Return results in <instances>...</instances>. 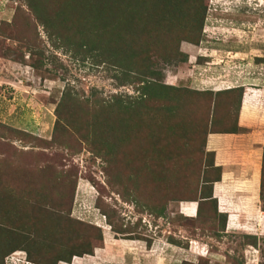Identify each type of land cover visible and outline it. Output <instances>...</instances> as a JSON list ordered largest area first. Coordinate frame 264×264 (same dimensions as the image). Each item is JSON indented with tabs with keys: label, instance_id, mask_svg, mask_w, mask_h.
I'll use <instances>...</instances> for the list:
<instances>
[{
	"label": "rangeland",
	"instance_id": "374dc122",
	"mask_svg": "<svg viewBox=\"0 0 264 264\" xmlns=\"http://www.w3.org/2000/svg\"><path fill=\"white\" fill-rule=\"evenodd\" d=\"M117 2L138 10L126 31L138 63L171 87L160 108L157 93L141 94L145 77L122 82L97 44L60 42L63 18L77 17H63L65 0H0V264H264L262 229L223 233L216 216L179 213L210 158L205 134L235 127L238 92L215 90L244 85L243 101L264 87V68L234 53L264 59V2ZM211 63L226 65L207 74ZM118 98L139 109L114 112ZM86 244L91 254H77Z\"/></svg>",
	"mask_w": 264,
	"mask_h": 264
},
{
	"label": "trees",
	"instance_id": "16d2710c",
	"mask_svg": "<svg viewBox=\"0 0 264 264\" xmlns=\"http://www.w3.org/2000/svg\"><path fill=\"white\" fill-rule=\"evenodd\" d=\"M74 3H75L76 12L71 11L72 9L71 7ZM66 4L69 5L67 9H63V11L65 12L64 13L65 15H63V17H65L68 14H74L77 17L74 18L71 15V17H73V19L71 18V20L69 17L63 18V22L67 23V26L65 27L66 29L63 30V28L61 27V31H59V33L55 35L60 38V42L62 44L64 43V45L73 46L74 48L77 47L79 49L86 46L87 48L85 52H90L91 51L89 50L90 47H93L97 44V47L99 49L101 48L100 53H102V57L106 58V60L109 59L113 63V65L116 64L121 74L123 76L125 75L122 82L124 81L132 82V83L143 82L144 80L143 78L145 77V80L147 81L146 85L142 84L141 87H139V89H141V94L147 95L149 90L157 93L158 97L160 98L159 99L155 95L156 100L157 101L159 100L158 108L162 107L163 103H162L161 94L163 95L164 98V95L167 93V90H171V87L157 83L158 82L157 79L159 78L160 75L159 71H154L153 69H143L142 63L141 64L138 63L139 56H138L137 48L134 47L135 41H132L130 37L128 38L126 35V31L132 32V30L130 29L133 27L132 23L135 24L139 22L138 19L133 20V17L138 12V10L134 6H131L129 8L128 5L124 3L120 2L119 4L117 0H112L111 6H108L105 0H65L64 5ZM205 18H206L205 15L203 16V18L200 16V20L202 19L205 20ZM73 28L75 29L74 31L72 30ZM199 30L200 28L197 29V31ZM144 34H145V38L148 37L152 38L155 35L154 30L152 33L148 31L147 32L143 31L142 35ZM105 43L106 45L102 46V44ZM184 58L185 56L182 55L181 59ZM232 91L238 92V107H239L241 94L243 91L242 85L227 86L222 90L215 91L214 94H219L223 92H232ZM196 92L198 93V91ZM144 100L145 99H143V101ZM135 101L136 100H134V102ZM131 102L132 101H127V98L122 100L118 98L113 101L114 106L112 110H114V112L116 113H119V111L121 110L127 112L132 111L135 113L139 109V107L136 106L138 105V103L136 105H131L132 104ZM95 103L96 101H94V104ZM178 104H180V102H178ZM67 105H68L67 98L62 99L55 106L54 112L57 113L59 109H62ZM99 107H100V103H99ZM106 107L108 106L102 105V109H105ZM237 110H236V116H237ZM58 120L59 119L57 118V121ZM236 130L237 127L235 123V127L233 129H228L223 131L210 130L205 134V136L208 133H232L235 132ZM204 141H205V137H204ZM203 148H204V142H203ZM205 153L210 155L209 161L206 164H203L200 170L198 171V175L196 176V180H195L196 181L195 191L197 195L189 200V202L196 203L194 213L192 214V217H188V214L187 215L183 214V216L193 221L196 220L199 223L209 220L210 221L214 220V217L216 216L218 217V221L220 225L219 232L220 231L222 232L225 222V215L217 212L215 207V200L211 198V185L213 182L219 180L220 168L213 165L212 153L206 151ZM140 171H141V177L147 179L146 174L149 172L148 168L144 169L140 167ZM258 198L260 201V208L262 211H264V139H263L262 153H261ZM205 206L210 207L213 214L211 215L205 213L201 214L202 211L201 209L202 207ZM153 214H155L157 219L162 218L161 210L154 211ZM169 242L175 245L171 240ZM4 244L5 243H3V245ZM15 248H16L15 246H12L7 250L10 249L13 250ZM90 250L91 247H89V245L86 244V247L78 251L77 254L89 255L91 254ZM74 254L75 252L71 251L65 257V259L68 261L69 255H74ZM21 262L22 264H26L25 259L21 260Z\"/></svg>",
	"mask_w": 264,
	"mask_h": 264
},
{
	"label": "crops",
	"instance_id": "0c3cea01",
	"mask_svg": "<svg viewBox=\"0 0 264 264\" xmlns=\"http://www.w3.org/2000/svg\"><path fill=\"white\" fill-rule=\"evenodd\" d=\"M208 50L211 53L215 49L209 48ZM217 50L221 51V48ZM253 51L257 52L259 49ZM260 51L263 52L264 50ZM234 53L242 54L243 57L240 58H245L239 59V62L251 61L255 67L264 68V60L260 59V55L247 57L249 52L241 50H234ZM207 56L210 58L211 54ZM225 65L211 63L204 68L209 74L210 71L208 70L216 67L221 68ZM226 79L230 81L238 78L232 74L229 79ZM242 86L243 91L236 116L237 130L232 133H208L204 141V150L212 153L213 165L220 168L219 180L211 185V198L215 200L217 212L225 215L223 233L226 232L225 229L229 228L236 232H245L244 230L247 228L264 231V211L260 208L258 198L264 139V87L254 86L253 88L250 86L249 89L254 92L247 95V100L244 97L242 101L246 88V86ZM195 206V202H183V206L178 207L179 213L188 214V217H192ZM170 245L174 246L173 244ZM252 249L254 248L252 247Z\"/></svg>",
	"mask_w": 264,
	"mask_h": 264
},
{
	"label": "built area",
	"instance_id": "2783aa9c",
	"mask_svg": "<svg viewBox=\"0 0 264 264\" xmlns=\"http://www.w3.org/2000/svg\"><path fill=\"white\" fill-rule=\"evenodd\" d=\"M252 1H255L256 2L257 7L260 6V5H263V2H264V0H252Z\"/></svg>",
	"mask_w": 264,
	"mask_h": 264
},
{
	"label": "clouds",
	"instance_id": "9594fccd",
	"mask_svg": "<svg viewBox=\"0 0 264 264\" xmlns=\"http://www.w3.org/2000/svg\"><path fill=\"white\" fill-rule=\"evenodd\" d=\"M202 32H204V31H202ZM199 56H201V55H199ZM18 262H21V260L19 259Z\"/></svg>",
	"mask_w": 264,
	"mask_h": 264
}]
</instances>
